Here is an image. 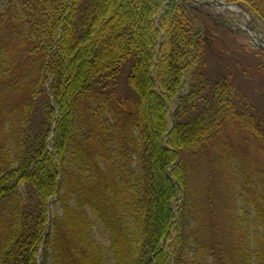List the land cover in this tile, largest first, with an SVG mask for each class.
Listing matches in <instances>:
<instances>
[{
    "label": "trees",
    "instance_id": "1",
    "mask_svg": "<svg viewBox=\"0 0 264 264\" xmlns=\"http://www.w3.org/2000/svg\"><path fill=\"white\" fill-rule=\"evenodd\" d=\"M247 38L196 1L0 0V264H264Z\"/></svg>",
    "mask_w": 264,
    "mask_h": 264
},
{
    "label": "rangeland",
    "instance_id": "2",
    "mask_svg": "<svg viewBox=\"0 0 264 264\" xmlns=\"http://www.w3.org/2000/svg\"><path fill=\"white\" fill-rule=\"evenodd\" d=\"M188 1H196V0H185L184 2H188ZM197 1L205 4L203 6H206L208 8V10L210 12H212V13H217V14L218 13H224V14H226L227 16H229L230 20L232 21V24H234L236 26H240V28L242 30L248 29V26L250 25V18L245 13H243V11L240 8H233L234 9V12L224 11L222 8L218 7V5H214V4H212V5H206V4H211V2L212 3H214V2H221L222 0H197ZM251 23H252V26L254 27L255 24L253 23V21ZM260 35H261V33H260ZM246 36L248 37L247 38V42L251 46H253L251 44L252 43L251 42L252 40L250 38V35L246 34ZM261 39L264 41V35H261ZM258 44H260V42ZM40 262H42V259L38 263H40Z\"/></svg>",
    "mask_w": 264,
    "mask_h": 264
},
{
    "label": "water",
    "instance_id": "3",
    "mask_svg": "<svg viewBox=\"0 0 264 264\" xmlns=\"http://www.w3.org/2000/svg\"><path fill=\"white\" fill-rule=\"evenodd\" d=\"M209 5H211V4H209ZM218 6L219 7H224V8H226V9H229L228 7V5H226V4H218ZM236 6H238V5H236ZM252 33H255V37H253L251 34ZM248 34L250 35V37H251V40H252V44H254L255 45V47H257V48H259V49H261V50H263L264 51V43H263V41L260 39V36H259V33L258 32H256L255 30H254V28H252V27H249V32H248ZM257 39L259 40V42H260V44H258L256 41H257Z\"/></svg>",
    "mask_w": 264,
    "mask_h": 264
}]
</instances>
